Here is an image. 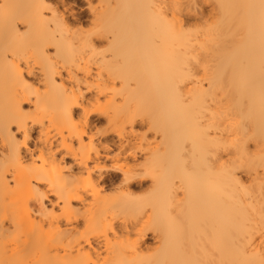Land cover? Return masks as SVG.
Returning <instances> with one entry per match:
<instances>
[{"label":"bare ground","instance_id":"obj_1","mask_svg":"<svg viewBox=\"0 0 264 264\" xmlns=\"http://www.w3.org/2000/svg\"><path fill=\"white\" fill-rule=\"evenodd\" d=\"M0 264H264V0H0Z\"/></svg>","mask_w":264,"mask_h":264}]
</instances>
